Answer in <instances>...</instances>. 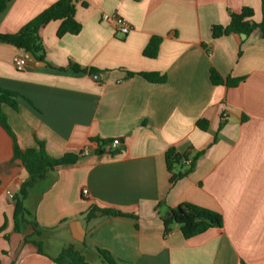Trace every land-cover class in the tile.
<instances>
[{
    "label": "crops",
    "instance_id": "1",
    "mask_svg": "<svg viewBox=\"0 0 264 264\" xmlns=\"http://www.w3.org/2000/svg\"><path fill=\"white\" fill-rule=\"evenodd\" d=\"M55 1L12 0L0 14V33L19 32ZM245 7L261 21V0H80L78 35L58 38L60 21L41 28L45 65L0 42V86L24 96L18 111L2 108L18 146L40 142L52 158L80 156L29 190L25 208L36 231L23 225L16 232L15 197L29 173L0 124L1 264H56L52 258L69 245L89 264H107L98 250L117 264H264V36L211 34ZM105 14L126 20L129 34L117 33ZM156 36L163 38L158 56L146 58ZM47 64L101 73H60ZM211 67L245 79L215 86ZM141 72L167 81L130 76ZM200 120L208 122L204 131ZM97 139H119L121 154H97ZM170 148L190 152L191 160L201 152L193 172L174 184L165 164ZM184 203L219 212L223 227L185 239L175 226L165 235L163 218Z\"/></svg>",
    "mask_w": 264,
    "mask_h": 264
},
{
    "label": "trees",
    "instance_id": "2",
    "mask_svg": "<svg viewBox=\"0 0 264 264\" xmlns=\"http://www.w3.org/2000/svg\"><path fill=\"white\" fill-rule=\"evenodd\" d=\"M12 0H0V14L4 13L9 3ZM80 0H56L48 9L42 12L34 20L25 25L19 32L14 34L0 33V42L7 43L21 49L25 52H31L35 58L41 62H46V49L43 40L40 36V30L51 21H60L61 24L57 31V37L62 38L66 35H78L82 31V25L76 20V6ZM86 3L82 2V6L86 7ZM262 19L256 22L253 19V9L245 7L239 13H232L230 15V22L227 26L212 25L211 34L213 39H218L232 34H245L247 37L255 30H260L264 36V0H261ZM163 41L161 37H152L147 44L143 55L149 59H155L158 56L160 45ZM241 51L239 52V56ZM47 66L60 73L71 72L76 75H99L100 70L90 67L83 68L79 65L71 64L68 67H54L50 64ZM210 81L213 85H225L228 88L237 87L245 78H231L223 77L219 72L211 67ZM139 75L146 81L154 84H163L167 81L165 75L157 72H141L130 73V76ZM24 98L21 94L4 89L0 86V124L11 135L15 141L14 157L22 162L23 166L29 173V179L25 181L17 196L15 197L14 221L15 231L20 232L23 225H30L33 228L37 227L35 221H29V211L25 208V200L28 196L29 190L33 188L39 181L46 178L47 174L55 171L58 167L75 164L80 156L76 154H65L61 158L50 157L44 147L43 143L37 142V146L22 150L16 141L15 135L9 125L7 116L3 113L2 108L8 106L11 109L18 111V98ZM198 127L201 130H206L208 122L200 120ZM98 144L96 153L99 155L109 154L115 156L121 154V149H112L111 139L95 140ZM109 146V149L106 147ZM201 152L197 153L191 160V164L187 166L185 161L190 156V152H178L175 148H170L165 154V164L168 173L170 174V183L174 184L177 181L187 177L195 169L197 158ZM187 166V167H186ZM109 216L116 217H134L133 215H126L115 210H103ZM91 212L89 216H94ZM165 227V235H167L178 224L183 237L190 239L201 235L212 228H222L224 219L219 212L200 207L192 203H184L177 208H172L168 214L163 218ZM5 226L0 229V234ZM41 254L44 251L40 244H37ZM98 254L107 264H117L112 256L103 250H98ZM56 264H89L85 258L78 252L74 246L65 247L61 253L52 258ZM1 264V259H0Z\"/></svg>",
    "mask_w": 264,
    "mask_h": 264
},
{
    "label": "built area",
    "instance_id": "3",
    "mask_svg": "<svg viewBox=\"0 0 264 264\" xmlns=\"http://www.w3.org/2000/svg\"><path fill=\"white\" fill-rule=\"evenodd\" d=\"M103 20L114 22L117 33H119V34H121L123 36H126L131 31L130 24L126 20H124L122 17H120V16L105 14L103 16ZM15 66H16V68L18 70H23L24 69V62H23L22 58H16L15 59ZM120 144H121V141L119 139H114L112 141V144H111L110 147L112 149H118ZM87 154H88L87 151L83 152V155H87ZM185 164L187 166H189L191 164V159H187L185 161ZM82 194L84 196H88L89 192H88V190L84 189L82 191Z\"/></svg>",
    "mask_w": 264,
    "mask_h": 264
},
{
    "label": "water",
    "instance_id": "4",
    "mask_svg": "<svg viewBox=\"0 0 264 264\" xmlns=\"http://www.w3.org/2000/svg\"><path fill=\"white\" fill-rule=\"evenodd\" d=\"M245 36H246L245 34H242V37L245 38ZM26 56H27V59H28L29 61L33 62V63L36 64V65H39V66H43V65H45L44 62H41V61L37 60V59L35 58V56H34L31 52H26ZM96 77H98V76H96ZM175 226L178 227V224H175Z\"/></svg>",
    "mask_w": 264,
    "mask_h": 264
}]
</instances>
